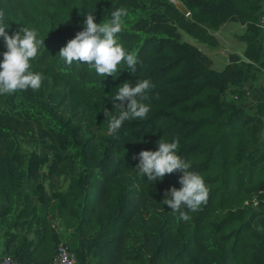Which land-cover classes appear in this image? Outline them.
Returning a JSON list of instances; mask_svg holds the SVG:
<instances>
[{"label":"trees","instance_id":"16d2710c","mask_svg":"<svg viewBox=\"0 0 264 264\" xmlns=\"http://www.w3.org/2000/svg\"><path fill=\"white\" fill-rule=\"evenodd\" d=\"M10 1L0 0L7 17L21 9L10 34L27 25L45 38L32 61L44 80L39 89L0 95V254L18 264H51L63 240L54 221L59 215L74 229L66 242L76 264H264V102L255 114L226 97L264 58V0H179L190 16L172 0H53L38 27L23 10L33 0ZM117 7L128 9L118 35L138 56L136 72L120 67L102 79L87 62L64 63L58 52L82 30L85 14L95 9L100 23ZM232 21L246 26L249 42L221 70L183 39L187 33L218 47L214 32ZM141 79L155 85L147 117L109 135L104 109L118 110L108 96L125 80ZM66 104L64 119L59 108ZM32 124L41 126L43 140H57L51 172L61 156L79 168L67 191L48 193L38 182L46 156L33 152L24 168L17 166V136ZM161 137L179 139L178 153L209 187L207 203L187 220L160 202L171 186L180 187L182 171L152 182L134 169L138 154L156 150Z\"/></svg>","mask_w":264,"mask_h":264},{"label":"clouds","instance_id":"9594fccd","mask_svg":"<svg viewBox=\"0 0 264 264\" xmlns=\"http://www.w3.org/2000/svg\"><path fill=\"white\" fill-rule=\"evenodd\" d=\"M94 11L95 9L85 14L82 30L60 48L59 56L68 65L87 62L102 79L107 75L114 76L120 67L134 74L138 56L120 42L118 35L125 26L128 9L117 7L111 11L110 18L100 23L96 22ZM10 28V20L0 10V39L6 49L0 52V95L29 88L39 89L44 80L43 73L33 70L32 61L39 55L41 46L45 47V38L41 37L36 27L22 25L11 34ZM129 81L125 80L108 96L115 110H118L113 113L104 109L108 118L109 135H118L125 121L146 118L151 109V104L147 101L150 99L149 92L155 85L149 79L137 80L135 83ZM156 143V150L145 149L138 154L139 162L134 169L137 175L152 182L158 178L163 179L166 173L182 171L183 174L178 178L180 187L171 186L160 202L170 206L171 211L187 220L190 218L189 211L194 212L207 203L209 187L204 176L192 170L191 161L178 153V138L168 140L161 137Z\"/></svg>","mask_w":264,"mask_h":264},{"label":"rangeland","instance_id":"374dc122","mask_svg":"<svg viewBox=\"0 0 264 264\" xmlns=\"http://www.w3.org/2000/svg\"><path fill=\"white\" fill-rule=\"evenodd\" d=\"M21 0H11L10 5L16 6ZM179 0H172L175 5L183 11L187 16H190V11L184 6V4ZM53 0H33L31 5L23 8L27 15H31L33 24L40 25L44 21V12L52 8ZM21 9L9 13L8 19L10 20L11 28L17 27L21 21L19 13ZM38 16L41 18L39 19ZM37 21V22H36ZM239 22L232 21L226 23L225 26L216 32V36L219 39L218 47H209L203 42L195 39L187 33H183V39H186L195 45H197L207 56L211 57L213 60V67L216 70H221L229 60L230 53H243L244 51V41L246 40V26ZM60 115L66 119L70 115V107L68 104L59 108ZM40 125L32 124L26 129L23 134L17 136L16 142V153L15 161L19 168H24L27 165L28 159L33 152L39 153V155L46 156L48 161L46 164L42 165L39 170L38 182L42 183L48 193L65 192L69 188L70 180L73 176L79 174V168L71 164L68 159L61 156L59 159V167L51 172V165L56 157L55 153L58 151V143L55 137H48L43 140L40 135ZM69 163V164H68ZM67 169V170H66ZM33 184V182H32ZM32 184L27 185L26 189L28 191L32 190ZM37 184V180L34 181V186ZM54 218L58 230L62 236L63 241H68V237L73 233L74 229L71 227H66L61 216L56 215ZM3 234L4 228L0 226V250L3 244ZM2 255L0 254V258Z\"/></svg>","mask_w":264,"mask_h":264},{"label":"crops","instance_id":"0c3cea01","mask_svg":"<svg viewBox=\"0 0 264 264\" xmlns=\"http://www.w3.org/2000/svg\"><path fill=\"white\" fill-rule=\"evenodd\" d=\"M261 16H264V2H263V9H262ZM223 26H225V24ZM216 32L214 33L216 34ZM259 38L264 44V30H262ZM248 42H249V39L247 37L246 40L244 41L245 48ZM240 54L242 55L243 53H240ZM226 97L231 100L237 97V100L240 106H242L243 108H245L246 110L252 113H255V114L258 113V104L260 102H264V58L260 62L255 64L253 76L250 77L241 86L230 87L229 90L227 91ZM261 138H262V143L264 147V127L261 133Z\"/></svg>","mask_w":264,"mask_h":264},{"label":"built area","instance_id":"2783aa9c","mask_svg":"<svg viewBox=\"0 0 264 264\" xmlns=\"http://www.w3.org/2000/svg\"><path fill=\"white\" fill-rule=\"evenodd\" d=\"M259 25L264 29V16L261 18ZM76 261L77 257L75 252L66 241L62 240L59 243L57 253L51 264H76ZM0 264H18V262L10 256H2L0 258Z\"/></svg>","mask_w":264,"mask_h":264},{"label":"bare ground","instance_id":"6f19581e","mask_svg":"<svg viewBox=\"0 0 264 264\" xmlns=\"http://www.w3.org/2000/svg\"><path fill=\"white\" fill-rule=\"evenodd\" d=\"M179 5H180V2L178 1Z\"/></svg>","mask_w":264,"mask_h":264}]
</instances>
